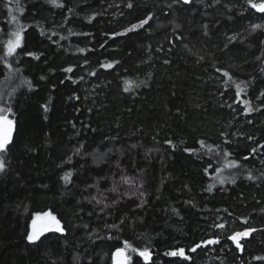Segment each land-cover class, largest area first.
<instances>
[{
	"label": "trees",
	"instance_id": "trees-1",
	"mask_svg": "<svg viewBox=\"0 0 264 264\" xmlns=\"http://www.w3.org/2000/svg\"><path fill=\"white\" fill-rule=\"evenodd\" d=\"M257 24L247 0H0V264H112L125 241L152 254L132 264H264ZM46 212L63 231L29 242Z\"/></svg>",
	"mask_w": 264,
	"mask_h": 264
},
{
	"label": "snow or ice",
	"instance_id": "snow-or-ice-1",
	"mask_svg": "<svg viewBox=\"0 0 264 264\" xmlns=\"http://www.w3.org/2000/svg\"><path fill=\"white\" fill-rule=\"evenodd\" d=\"M49 2L51 3H56V0H49ZM189 0H184V3H188ZM247 3L251 6V8L256 9L258 12L264 13V0H260L259 3L254 2V0H247ZM129 8H131L133 5L131 3H129L127 5ZM22 11V9H20ZM12 19L15 21L17 20V17L13 16ZM91 19V18H89ZM151 19V17H148L147 19L140 21V23L138 25H132V27L130 29H126V31H133L138 27H143L145 24L148 23V20ZM258 28H264V25H253V30L258 29ZM23 29L22 27L17 24V30L13 31L11 33V35L14 37V39H9L7 41L6 47H7V52L6 55L7 56H12L15 52L16 49L19 48L21 46L22 40H23V35H22ZM114 35H119V34H114ZM80 51H84L83 49H81ZM26 55L28 56H32L35 59H40V55L36 54V53H32V52H28L26 53ZM111 64L106 65V67H111ZM9 67H11L9 65ZM65 71L71 72L72 68H67L65 69ZM217 71H220V69H217ZM225 76L228 75L227 72L224 73ZM29 86H31L30 82H29ZM237 88L239 89V85H237ZM129 89L126 87L125 91H128ZM239 94V92L237 93ZM262 96H264V92L261 93ZM45 110L46 106H45ZM4 111L7 112H11V109H3L0 108V113H3ZM12 131H13V121L11 119H8L6 116L4 115H0V153H4L8 150L9 145L12 141ZM168 143H171L170 141ZM203 144V142H201ZM186 151H190L188 149H186ZM253 151H255V149H253ZM235 162H233L234 164ZM231 166V165H230ZM5 169V161L3 159L2 156H0V171H3ZM70 173L66 174L64 176V180L67 182L69 179ZM223 183V181H221ZM210 190V189H209ZM41 214H37V219H39ZM43 216L48 217L51 222L56 226V231L62 232L63 228H61L60 225V221L56 219L55 216H53L50 212H46L43 213ZM33 230L28 234L27 236V240L29 242H35L37 240L40 239L41 235H43L44 232L49 231L50 228L48 225L42 226L41 228H37L36 224L37 221L33 220ZM215 227L221 228L223 229L225 227L224 224H218L215 225ZM256 229H246L244 231L241 232H235L232 236L228 237L229 239L233 240L234 242H236V246L237 248H241L242 250V246L240 245L239 241L240 238L242 237H247L250 235V233L255 232ZM219 243V239L218 238H213V239H209L207 241H202L201 244H197L195 245L190 251L195 252L198 248H200L202 245H212V244H218ZM127 248H131V245H129L126 241H125V248H119L116 250V256H117V264H132V257L131 256H126L125 255V250ZM132 252L138 253L139 257H142L144 259V261H150L151 260V252L149 249L145 248L143 250L140 249H136V248H131ZM165 255L168 256H172V257H182L184 259H189L190 257L186 256L185 254V250L183 248L177 249V250H171L167 253H165ZM257 259H264V257H258Z\"/></svg>",
	"mask_w": 264,
	"mask_h": 264
},
{
	"label": "rangeland",
	"instance_id": "rangeland-1",
	"mask_svg": "<svg viewBox=\"0 0 264 264\" xmlns=\"http://www.w3.org/2000/svg\"><path fill=\"white\" fill-rule=\"evenodd\" d=\"M190 2V0H189ZM254 2H257L259 3L260 0H254ZM37 221V224H36V227L39 229L41 228L42 226H45V225H48L49 228L51 229L52 227H56L52 222L51 220L48 218V217H45L43 215H40L39 219H37V216L35 217V219ZM33 230V223H32V227H31V231Z\"/></svg>",
	"mask_w": 264,
	"mask_h": 264
},
{
	"label": "water",
	"instance_id": "water-1",
	"mask_svg": "<svg viewBox=\"0 0 264 264\" xmlns=\"http://www.w3.org/2000/svg\"><path fill=\"white\" fill-rule=\"evenodd\" d=\"M183 1H184V0H183ZM255 10H256V9H255ZM256 12H258V11L256 10ZM258 13L263 14V13H261V12H258ZM14 135H15V123L13 122L12 140H13ZM120 248H123V247H120ZM117 249H119V248H117ZM117 249H116V250H117ZM116 250H115V251L113 252V254H112L113 264H117ZM125 255H126V256H129L127 249L125 250Z\"/></svg>",
	"mask_w": 264,
	"mask_h": 264
},
{
	"label": "bare ground",
	"instance_id": "bare-ground-1",
	"mask_svg": "<svg viewBox=\"0 0 264 264\" xmlns=\"http://www.w3.org/2000/svg\"><path fill=\"white\" fill-rule=\"evenodd\" d=\"M113 264V263H112Z\"/></svg>",
	"mask_w": 264,
	"mask_h": 264
}]
</instances>
